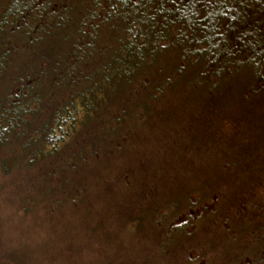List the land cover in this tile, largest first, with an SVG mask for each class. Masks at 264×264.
Listing matches in <instances>:
<instances>
[{"label": "trees", "instance_id": "obj_1", "mask_svg": "<svg viewBox=\"0 0 264 264\" xmlns=\"http://www.w3.org/2000/svg\"><path fill=\"white\" fill-rule=\"evenodd\" d=\"M262 152L264 0H0V188L21 217L79 213L65 260L99 238L121 264L127 234L169 264H264ZM1 233L0 264H29Z\"/></svg>", "mask_w": 264, "mask_h": 264}, {"label": "rangeland", "instance_id": "obj_2", "mask_svg": "<svg viewBox=\"0 0 264 264\" xmlns=\"http://www.w3.org/2000/svg\"><path fill=\"white\" fill-rule=\"evenodd\" d=\"M203 155L201 163L198 165V170L201 174H207L210 168H213L212 165H209L208 158L210 155L207 150H202ZM264 156V152H262ZM139 173L142 172L143 168L137 169ZM13 174L9 175L7 179L8 184L10 180H12L11 186H7L3 189L0 188V232L1 240L3 242L9 241L10 244L17 245V248H23L25 253L29 255V264H83L90 263L93 264L101 263L102 259L105 261H109L108 255L110 257L113 253L118 257V253L120 248L113 243L110 244L107 251L102 249L101 252H98V249L101 245V241L99 238H96L91 246L94 248L90 251H85V256L82 261H77L76 257L74 262H71L73 259L65 260L63 257L64 247L66 248V242L68 241V237H71L68 233L73 231H67V228L72 225L80 227L79 224L80 218L79 213H75L74 211L61 210L52 215H47L41 209H37L36 212H31L23 215L21 217L19 214V210L17 209V195L20 193V190L15 192L16 185L13 183ZM3 176L0 174V184H7L4 182V179H1ZM174 176L170 174L166 177H161L159 173H156L152 180L156 182V184L151 183L152 185L160 186L164 184H171L174 181ZM17 189V188H16ZM149 189H145L142 193L148 192ZM123 191V190H121ZM13 193L14 197L13 198ZM131 193L132 197L136 198V204L141 203L144 199L140 196V192L138 190L132 189L131 192L128 189V195ZM96 206L99 208L100 199H96ZM116 203L122 205L124 203L123 200H116ZM40 208V207H37ZM131 209V207H129ZM112 231V232H111ZM110 232L113 234V227L111 226ZM123 234V233H121ZM142 238L141 236H139ZM122 245V258L121 264H169V260L162 256L159 253V250L154 247L152 244H138L135 240L131 239L130 236L125 234L121 238ZM73 243V240L71 239ZM125 247V251L123 249ZM96 248V249H95ZM95 249V250H94ZM94 250V251H93ZM68 250L66 249V252ZM66 254V253H65ZM124 254V255H123ZM98 255V259H97ZM79 256V255H78ZM84 263V264H85ZM112 264V263H111ZM197 264H206L204 262Z\"/></svg>", "mask_w": 264, "mask_h": 264}]
</instances>
